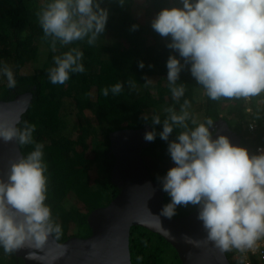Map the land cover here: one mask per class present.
Here are the masks:
<instances>
[{
	"label": "clouds",
	"instance_id": "clouds-1",
	"mask_svg": "<svg viewBox=\"0 0 264 264\" xmlns=\"http://www.w3.org/2000/svg\"><path fill=\"white\" fill-rule=\"evenodd\" d=\"M180 6L161 9L151 20V28L161 37L170 38L166 47L178 53L170 55L166 67L172 99L179 103L185 94L183 83L177 85L180 73L187 66L196 83L212 100L245 98L264 93V0H178ZM121 7L126 0H118ZM43 38L50 40L51 50L57 44L67 46L85 41L95 46L105 32L109 17L101 0H50L36 13ZM139 25L133 24L132 31ZM84 53L77 47L53 57L48 79L64 84L70 73H84ZM181 59L183 63H181ZM145 67L143 61L138 64ZM149 67H152L149 65ZM0 72L7 78V87L14 89L17 81L13 71L4 65ZM145 79V87L152 83ZM130 90L135 80L127 81ZM124 83L102 89L122 93ZM191 103L185 99L179 112L166 107V118L151 117V123L163 125L144 134L146 142L157 135L168 142L167 153L174 167L157 177L161 191L170 197L158 217L171 220L179 207H194L196 219L207 233L206 241L214 242L221 251L253 249L264 239V149L250 154L248 149L233 145L219 135L213 139L211 118L197 124L189 112ZM148 121L149 116L143 115ZM189 121L194 127H189ZM174 127L184 129L175 139L169 137ZM36 126L24 123L23 128L0 121V139L16 140L18 145L34 143ZM43 145L26 157L10 161L7 181L0 179V247L11 255L27 247L43 249L50 235H62L61 225L52 220L47 199V164ZM155 191V189H154ZM191 243V237L184 236ZM35 252H29L32 258Z\"/></svg>",
	"mask_w": 264,
	"mask_h": 264
},
{
	"label": "trees",
	"instance_id": "trees-1",
	"mask_svg": "<svg viewBox=\"0 0 264 264\" xmlns=\"http://www.w3.org/2000/svg\"><path fill=\"white\" fill-rule=\"evenodd\" d=\"M137 0H126L121 7L118 0H101L109 17L105 32L95 46L76 41L67 46L57 44L51 50L50 40L43 38L36 13L50 0H0V69L7 65L14 74L17 86L7 87V78L0 72V101H11L16 96L31 94L27 111L21 116L17 128L24 123L33 124L34 143L18 145L22 157L43 145V160L47 164V199L52 220L61 225L59 243L71 237L86 238L91 230L87 216L95 209L106 206L119 193L110 180L114 157L109 151L110 133L122 129H141L148 125L159 133L163 125L153 126L151 117L166 118L164 109L180 105L187 99L189 112L201 122L211 118L222 119L240 138V147L252 148L245 128L254 120L258 127L264 119V103H246L243 98L212 100L202 86L198 85L186 66L180 73L177 85L183 83L185 94L179 103L174 101L167 81L166 62L170 55L178 53L166 47L170 38L161 37L151 28V20L163 8L180 6L178 0H139L141 9L135 7ZM138 24L136 31L131 30ZM152 41V42H151ZM149 42L150 44H147ZM73 47L83 53L84 73H70L64 84H52L48 69L54 66L53 57L62 55ZM143 61L145 67L138 64ZM181 63L183 60L181 59ZM151 65L152 67H149ZM30 68V69H29ZM145 77L152 83L145 87ZM128 80H135L137 87L130 90ZM124 83L121 94L103 96L102 89L116 83ZM200 90L202 97L196 99ZM251 111L246 112V108ZM68 109H72L67 112ZM148 115L149 120L141 117ZM197 121V119H196ZM189 127L194 125L189 121ZM184 129L174 127L169 139ZM257 143V142H256ZM168 142L157 135L155 141L141 152L142 161L154 182L174 167L167 153ZM170 197L164 193V204ZM194 207H179L176 217L192 213ZM132 264H181L175 250L159 235L140 226H132L129 236ZM230 264H236L229 253ZM0 264H24L15 254L6 255L0 247Z\"/></svg>",
	"mask_w": 264,
	"mask_h": 264
},
{
	"label": "water",
	"instance_id": "water-1",
	"mask_svg": "<svg viewBox=\"0 0 264 264\" xmlns=\"http://www.w3.org/2000/svg\"><path fill=\"white\" fill-rule=\"evenodd\" d=\"M31 99V94L25 93L8 102L0 101V121L17 125ZM148 131L150 127L144 125L141 129L110 133L109 151L114 157L110 180L119 193L106 206L87 216L90 236L71 237L59 243L50 235L43 249L25 247L14 253L15 256L24 264H132L130 228L140 226L168 242L181 264H230L224 251L214 242L206 241L207 233L196 219V209L171 220L158 217L164 205V192L153 181L141 158L142 150L150 143L144 140ZM210 131L213 139L224 135L233 145L240 146L239 136L224 120L215 121ZM21 158L15 139L9 142L0 139V179L7 181L10 161ZM185 235L191 237V243L185 241ZM29 252L35 255L28 258Z\"/></svg>",
	"mask_w": 264,
	"mask_h": 264
},
{
	"label": "built area",
	"instance_id": "built-area-1",
	"mask_svg": "<svg viewBox=\"0 0 264 264\" xmlns=\"http://www.w3.org/2000/svg\"><path fill=\"white\" fill-rule=\"evenodd\" d=\"M243 99L248 104L253 101H255V103H264V93H261L259 96ZM245 111L249 112L251 110L247 107ZM245 132L247 139L252 143V148L249 150L250 154H256L258 150L264 149V119L261 127H258L254 120L248 121ZM226 253L231 255L232 260L236 264H264V239L257 241V245L253 249L246 251L232 249L225 252V254Z\"/></svg>",
	"mask_w": 264,
	"mask_h": 264
},
{
	"label": "rangeland",
	"instance_id": "rangeland-1",
	"mask_svg": "<svg viewBox=\"0 0 264 264\" xmlns=\"http://www.w3.org/2000/svg\"><path fill=\"white\" fill-rule=\"evenodd\" d=\"M136 4H137V5H135V7H136L137 9H141V8H142L141 6L143 5V3H142L141 1L137 0V1H136ZM151 42H152V41H151ZM147 44H150V43L147 42ZM29 69H30V68H29ZM195 97H196V99H197V98L200 99V98L202 97V93H201L200 90H196V92H195ZM70 110H72V109H68V108H67V112H69ZM195 117H196V119H197V122H201V120H202L201 115L197 114Z\"/></svg>",
	"mask_w": 264,
	"mask_h": 264
}]
</instances>
